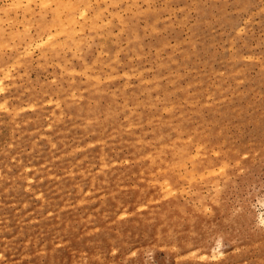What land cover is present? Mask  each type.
Listing matches in <instances>:
<instances>
[{"label":"rangeland","instance_id":"obj_1","mask_svg":"<svg viewBox=\"0 0 264 264\" xmlns=\"http://www.w3.org/2000/svg\"><path fill=\"white\" fill-rule=\"evenodd\" d=\"M0 264H264V0H0Z\"/></svg>","mask_w":264,"mask_h":264},{"label":"bare ground","instance_id":"obj_2","mask_svg":"<svg viewBox=\"0 0 264 264\" xmlns=\"http://www.w3.org/2000/svg\"><path fill=\"white\" fill-rule=\"evenodd\" d=\"M63 4H64V3H63ZM63 4H62V6H65V5H66V3H65L64 5H63ZM69 4H70V3H69ZM71 4H72V3H71ZM71 6H73V4H72V5H70L69 7H68V5H67V6H65V7L68 9V8H71ZM59 13H60V12H58V13L56 12V13H55V14H58V16H57V17H59ZM68 17H69V16H68ZM70 18H71V17H70ZM57 19H58V18H57ZM66 20H67V19L65 18V21H66ZM66 22H67V23H69V21H68V20H67ZM60 23H62V22H61V20H60V22H59V23H57V24H60ZM63 27H64V26H63ZM63 27H61V28H63ZM158 136H159V135H158ZM156 155H158V154H156Z\"/></svg>","mask_w":264,"mask_h":264}]
</instances>
